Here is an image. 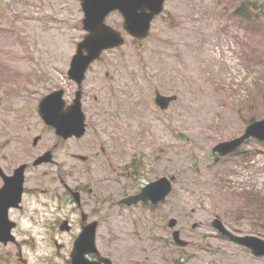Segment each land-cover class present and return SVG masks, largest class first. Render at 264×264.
<instances>
[{
  "label": "rangeland",
  "instance_id": "rangeland-1",
  "mask_svg": "<svg viewBox=\"0 0 264 264\" xmlns=\"http://www.w3.org/2000/svg\"><path fill=\"white\" fill-rule=\"evenodd\" d=\"M242 5L253 15L251 21L232 15ZM83 18L81 0H0V139L11 133L18 119L25 121L24 130L33 124L32 134L53 137L42 130L38 103L60 86L69 95L77 89L67 71L86 35ZM106 22L124 34L126 44L104 52L97 68L88 73L85 87L96 81L103 85L89 99L98 96L99 103L111 107L118 103L123 128L143 139L154 138L151 141L168 150L166 165L155 164L145 180L177 176L168 199L169 215L175 216L173 210L180 206L181 237L188 246L147 248L160 251L147 264H178L179 255L180 264H224L225 251L216 253L225 244L214 238V218L219 215L231 227V216L239 211L251 218L264 213V144L252 140L233 159L221 163L212 157L214 145L239 136L250 121L264 119V95L259 89V84L264 89V61L256 59L264 54V0H167L150 37L142 41L124 32L118 12ZM107 71L115 77L107 79ZM156 89L178 95L167 113L155 106ZM241 99L252 112L243 108ZM104 119L101 115L95 123L107 134L110 122ZM242 156L248 157L243 164L237 162ZM235 191L254 192L250 195L255 205L249 196H232ZM132 222L138 235L120 237L105 253L116 264L144 263L143 246L159 248L154 240L167 236L164 222L156 216L138 214ZM166 239L172 240L171 235ZM42 252L30 255L31 264H47L40 258ZM16 260L15 253L0 247V264H18ZM48 264L64 261L53 259Z\"/></svg>",
  "mask_w": 264,
  "mask_h": 264
},
{
  "label": "flooded vegetation",
  "instance_id": "flooded-vegetation-1",
  "mask_svg": "<svg viewBox=\"0 0 264 264\" xmlns=\"http://www.w3.org/2000/svg\"><path fill=\"white\" fill-rule=\"evenodd\" d=\"M255 5L260 9L261 6ZM100 62L101 60L94 62L88 73L97 68ZM105 77L110 79L115 76L111 77L107 71ZM88 80L87 74L82 90V112L86 122V132L83 135L59 137L54 127L43 122L42 130L53 133V137L45 138L44 134H32L33 124L24 130L25 121L18 119L14 126L10 127L11 133H6V138L0 139V190L7 184L4 193L8 197L4 202L8 205L6 216L4 210H0V217L5 219V230L14 224L11 233L15 237L13 241L0 242V247L15 253L18 264H31L30 255L40 250L43 251L40 253L43 254L40 257L43 263L62 259L64 264H72L77 241L84 228L92 224L96 228L97 254L86 253L85 257L104 264L100 259L103 257L116 264L114 257L105 253L110 252V247H114L120 237L138 235L137 231L133 232L132 222V218L138 214L156 216L164 222L163 233L172 237V240L166 239L167 236L154 240L160 244L159 248L155 245H144L141 253L145 262L142 264L153 262L160 253L147 248L163 250V245H168L169 248H173L170 245H175L180 249V245L174 240V233L181 232L180 206L173 210H177V214L170 216L169 198L158 202L132 200L149 183L172 176L162 174L154 180H145L155 164L166 165L164 157L168 150L162 143L151 141L154 138L143 139L123 128L118 103H114L113 107L109 103L107 106L102 105L98 96L90 101L89 94L101 91L103 85L96 81L85 87ZM117 81L113 80V83ZM70 82L78 88L76 83L71 80ZM62 88L60 86L51 92ZM64 90L62 113H67L76 97L77 89L70 95ZM157 91L159 90H155L154 103L159 108L155 102ZM101 115L105 116L103 121L110 122L111 130L107 134L102 132V126L95 123L101 120ZM240 149L216 163L231 157L233 159L240 153ZM44 156L49 157L48 160L36 164V161ZM212 157L215 160L217 156ZM21 167L22 195L16 204V200H12L15 195L12 182ZM229 184L232 185L230 182ZM237 193L239 192L235 191L232 196L237 197ZM122 214L126 218H121ZM257 214L261 216L251 218L254 216L239 211L231 216V227L223 220L222 222L235 237L255 238L264 242V213ZM171 219L176 220L175 228H169ZM243 221L246 223L241 225L240 222ZM106 222H113L114 226L108 227ZM129 226L131 229L127 228ZM215 235V239L225 244L216 252L225 251L224 264H264V246L259 245L260 241L251 240L245 244L217 230ZM175 260L180 264V255Z\"/></svg>",
  "mask_w": 264,
  "mask_h": 264
},
{
  "label": "water",
  "instance_id": "water-1",
  "mask_svg": "<svg viewBox=\"0 0 264 264\" xmlns=\"http://www.w3.org/2000/svg\"><path fill=\"white\" fill-rule=\"evenodd\" d=\"M166 0H81L82 11L84 13L83 29L86 32L83 40L77 44L76 52L72 57L68 70V78L78 85L76 97L69 107L67 113H62L64 106V89L53 91L44 96L39 105L38 113L43 121L56 129L59 137L68 138L72 135L81 136L86 132L85 116L82 112V88L86 78V73L90 65L98 60L103 52L119 48L126 44V38L123 33L106 23V18L115 11H119L123 16V29L132 38L138 40L147 39L153 20L163 13ZM178 99L177 95L166 96L156 93V104L162 109L167 110L170 104ZM180 137L188 140L186 135L180 133ZM257 138L264 141V119L256 120L249 124L243 135L229 141H223L213 147V154H218L216 161L236 149L245 141ZM49 155V154H48ZM44 156L36 161V164L48 160ZM196 165V164H195ZM23 167H21L14 176L12 190H14V199L16 204L20 201L22 195V177ZM174 180V177H172ZM172 180L166 177L148 184L140 195L132 198L134 202L140 199L152 200L158 202L166 199L172 192ZM6 186L0 190V210H4L6 216L7 206L5 199L8 198L4 193ZM1 213V212H0ZM5 219L0 217V242L7 243L14 240L10 234L13 227L11 225L5 230ZM2 224V226H1ZM176 220L170 221V227L173 228ZM213 226L226 236H230L239 242L247 244L248 241L256 240L255 238H239L231 235L224 227L219 216L213 221ZM197 224L193 225L196 228ZM175 240L181 246H187L188 243L181 239L178 232L174 233ZM264 246V242H259ZM86 253H97L95 247V225L92 224L84 229L80 235L72 255V264H100V262H91L85 255ZM105 264H112L109 259H101Z\"/></svg>",
  "mask_w": 264,
  "mask_h": 264
},
{
  "label": "trees",
  "instance_id": "trees-1",
  "mask_svg": "<svg viewBox=\"0 0 264 264\" xmlns=\"http://www.w3.org/2000/svg\"><path fill=\"white\" fill-rule=\"evenodd\" d=\"M232 15L235 17H240L241 19H244L246 21H249V20L251 21L253 18V15L251 14V12H249V8L246 5L240 6ZM253 55L256 56L255 54H253ZM247 56H248L249 61H252L253 58L250 57L249 55H247ZM256 59H258L260 62L264 61V54H262V55L259 54ZM255 60H253V61H255ZM259 89L261 92H263V95H264V91H263L264 89H263L262 84H259ZM240 102H242L243 108L246 106L249 112L253 111L252 107H248L247 105H245V103L247 101H242V99H241ZM243 108L239 109V112H242L244 110ZM252 119H254V117ZM251 203H253V202H251Z\"/></svg>",
  "mask_w": 264,
  "mask_h": 264
}]
</instances>
